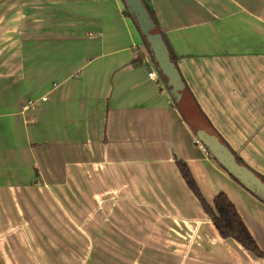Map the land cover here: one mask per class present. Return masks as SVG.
Returning a JSON list of instances; mask_svg holds the SVG:
<instances>
[{
	"label": "crops",
	"instance_id": "crops-1",
	"mask_svg": "<svg viewBox=\"0 0 264 264\" xmlns=\"http://www.w3.org/2000/svg\"><path fill=\"white\" fill-rule=\"evenodd\" d=\"M151 7L264 198V0ZM123 10L122 0H0V264H84L88 247L114 239L104 231L120 230L130 263L143 248L142 264H264L221 236L179 164L210 204L228 195L262 251L264 201L208 155L149 76L151 57L134 64L143 39Z\"/></svg>",
	"mask_w": 264,
	"mask_h": 264
},
{
	"label": "trees",
	"instance_id": "trees-1",
	"mask_svg": "<svg viewBox=\"0 0 264 264\" xmlns=\"http://www.w3.org/2000/svg\"><path fill=\"white\" fill-rule=\"evenodd\" d=\"M124 4L123 14L126 17L132 19L136 28L138 29L143 39L146 49L139 52L138 56L134 58V64L141 63L146 53L151 57L160 78L157 80L160 88L166 87L174 100V104L180 109L185 119L190 123L192 129L198 138L203 142L208 155L215 156L212 150V146L205 139L206 131H211L216 138L225 146V148L235 155V159L239 164H243L241 158L236 156V153L232 151L230 146L219 135L212 123L205 115L204 111L198 104L194 94L188 86L185 78L183 77L178 65L177 57L172 51L168 40L164 33L161 31L155 11L151 7V0H122ZM146 27L150 32L154 30L159 37V47L152 51L148 47L152 34L147 35L143 30ZM163 90V88L161 89ZM221 164L222 161L219 160ZM224 165V164H223ZM182 174L189 185L190 189L201 201L206 213L214 222L216 228L220 232L223 238H233L240 242L246 249L255 253L260 257H264V251L261 250L258 243L250 233L246 226L242 216L240 215L237 207L232 200L224 192L218 194L214 203L210 204L201 194L196 181L190 173L188 167L184 163L179 164ZM227 170L232 174V177L243 187L252 192L256 197L264 201L262 194L258 191L255 183L245 180L243 177L235 175L227 166L224 165ZM264 183V177L260 179Z\"/></svg>",
	"mask_w": 264,
	"mask_h": 264
},
{
	"label": "rangeland",
	"instance_id": "rangeland-1",
	"mask_svg": "<svg viewBox=\"0 0 264 264\" xmlns=\"http://www.w3.org/2000/svg\"><path fill=\"white\" fill-rule=\"evenodd\" d=\"M143 30L149 35V31L146 27H143ZM142 47L144 50L146 49V45L144 46L143 43ZM148 47H151L150 43ZM119 226L120 228L126 226L130 229L129 225L119 224ZM104 234H110V237L114 236V239L107 238L103 242L104 245L102 247H88L85 251V256L88 255V257H90L87 258L84 264H142L143 257L140 255H144L143 248H135L131 252L133 261L130 263V231H104ZM116 236H119V238H115ZM148 252L147 250V254Z\"/></svg>",
	"mask_w": 264,
	"mask_h": 264
},
{
	"label": "water",
	"instance_id": "water-1",
	"mask_svg": "<svg viewBox=\"0 0 264 264\" xmlns=\"http://www.w3.org/2000/svg\"><path fill=\"white\" fill-rule=\"evenodd\" d=\"M149 34H152V39L150 40V49L155 51L159 47V37L154 30H151ZM205 139L212 146L215 156H218L222 163L229 167L235 175L249 180H257L252 172L237 163L235 157L231 155L225 147H223V145L211 131H206Z\"/></svg>",
	"mask_w": 264,
	"mask_h": 264
},
{
	"label": "built area",
	"instance_id": "built-area-1",
	"mask_svg": "<svg viewBox=\"0 0 264 264\" xmlns=\"http://www.w3.org/2000/svg\"><path fill=\"white\" fill-rule=\"evenodd\" d=\"M149 76L153 79H156L158 80L159 79V76H158V73L157 71H150L149 72ZM45 99V98H44ZM38 101V100H37ZM37 101H29V103L25 106L26 108H30V107H35Z\"/></svg>",
	"mask_w": 264,
	"mask_h": 264
}]
</instances>
